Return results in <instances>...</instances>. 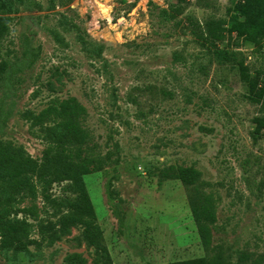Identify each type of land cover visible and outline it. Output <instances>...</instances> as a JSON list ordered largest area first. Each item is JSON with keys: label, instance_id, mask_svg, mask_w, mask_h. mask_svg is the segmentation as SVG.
I'll return each mask as SVG.
<instances>
[{"label": "rangeland", "instance_id": "374dc122", "mask_svg": "<svg viewBox=\"0 0 264 264\" xmlns=\"http://www.w3.org/2000/svg\"><path fill=\"white\" fill-rule=\"evenodd\" d=\"M0 1V145L39 162L54 117L27 114L82 108L101 165L83 176L99 264H236L243 253L264 264V142L252 136L264 117V0ZM179 166L200 172L194 187ZM24 176L0 186V222L30 225L23 248L0 245V264H96L84 226L59 224L73 181L42 193L33 176L32 193L16 186ZM201 192L215 208L208 248L190 208Z\"/></svg>", "mask_w": 264, "mask_h": 264}, {"label": "trees", "instance_id": "16d2710c", "mask_svg": "<svg viewBox=\"0 0 264 264\" xmlns=\"http://www.w3.org/2000/svg\"><path fill=\"white\" fill-rule=\"evenodd\" d=\"M2 2L0 1V13H2ZM263 27V24H259ZM3 17L0 15V37L4 33ZM237 29L239 35L242 31L248 33V28L243 26H231L229 32L232 33ZM209 32V30H208ZM213 37H220L213 31L209 32ZM213 33V34H212ZM264 33V30H263ZM256 43H258L256 41ZM241 78L247 79V72L244 66L240 65ZM256 93L257 99L264 98V88ZM82 108L68 101H62L57 107H48L37 115L28 113L27 116L33 118L37 124H41L46 117H54L52 126L45 128L48 135V145L45 148L42 158L38 162L30 157H21L10 146L0 145V186L4 184L13 185V183L21 176L22 173L27 174L17 182L19 190L25 186H29V190L35 193L33 184L29 183V179L35 176L36 183L40 186L43 193L47 185L52 181L72 180L75 188L78 190L77 197L69 202L71 213L62 216L59 224L65 226L67 224H80L84 226V237L89 244L96 248L97 259L99 264L100 258L105 251L99 244L100 231L94 223V212L92 204L88 198L85 189L83 176L86 174L99 171L101 168L100 161L95 158L88 145L90 135L80 125V116ZM255 126L252 132L253 140L256 141L257 135L264 142V117L255 118ZM51 167V168H50ZM24 171V172H23ZM30 173L31 175H28ZM181 183L187 187H194L200 172L192 167L177 168V173L173 174ZM30 176V177H28ZM49 177L46 179V177ZM190 208L192 216L196 223L197 231L202 244L208 248L211 243V227L215 223V208L213 197L208 193H199L195 198L190 197ZM4 210L2 213H5ZM29 224L21 222L17 224L0 222V245L3 247H12L20 249L24 247L23 239L28 238ZM250 260V262H248ZM164 264H228L219 262L214 254L167 262ZM236 264H261L259 259L251 260V256L244 254Z\"/></svg>", "mask_w": 264, "mask_h": 264}]
</instances>
